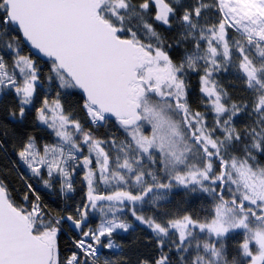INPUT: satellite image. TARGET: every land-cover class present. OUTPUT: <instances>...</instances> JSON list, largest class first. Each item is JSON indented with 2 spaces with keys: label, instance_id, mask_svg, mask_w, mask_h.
Instances as JSON below:
<instances>
[{
  "label": "snow or ice",
  "instance_id": "obj_1",
  "mask_svg": "<svg viewBox=\"0 0 264 264\" xmlns=\"http://www.w3.org/2000/svg\"><path fill=\"white\" fill-rule=\"evenodd\" d=\"M0 264H264V0H0Z\"/></svg>",
  "mask_w": 264,
  "mask_h": 264
}]
</instances>
